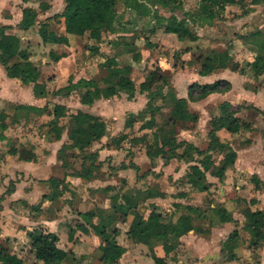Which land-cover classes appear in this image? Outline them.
<instances>
[{"label":"crops","instance_id":"1","mask_svg":"<svg viewBox=\"0 0 264 264\" xmlns=\"http://www.w3.org/2000/svg\"><path fill=\"white\" fill-rule=\"evenodd\" d=\"M140 1L150 9L149 15L152 14V9L160 8L151 0ZM195 1L197 4L194 9L197 8L199 0ZM262 2L263 0H258L257 3H251V0H235L224 5L218 17L213 18L210 23L203 21L194 23L193 27L189 25L196 36L193 41H179L174 34L163 31L162 23L169 18L170 13L165 18L152 19V25L144 39L133 35L126 28V24H117V32L103 30L98 42L88 38L86 32L81 36L66 34L62 19L59 18L57 34L66 37L67 43L64 45L42 43L37 34V22L57 13H48L49 1L48 8L40 11L38 2L32 0H0V26L6 28V33L14 34L20 39L21 46L29 53L27 62L37 73L35 80L44 88L43 94L39 95L41 92L33 90L32 82L23 84L17 78H8L0 64V241L6 240L9 251L25 264H43L40 260L32 259L26 236V232L40 229L56 237L54 246L57 249L70 253L68 260L63 259L58 264H102L105 261L102 256L107 248L84 224L78 213H89L92 222L97 223L103 212L110 209L111 197L117 195L116 201L120 203L121 195L130 193L134 198L131 205L143 219L154 209L164 219L174 221L184 212L181 208L184 205L201 210H205V205L210 208L219 206L231 214L230 222L219 223L212 220L213 224L208 227L207 233L199 234L191 230L179 236L178 244L166 256L161 244L155 243L152 247L153 253L164 258L166 264H264V237L255 250L257 257L253 260L250 257L253 250L247 247L249 237L245 236V241L242 242L237 241L236 236H239V228L244 221L240 211L247 207L250 210H261L264 207V161L259 164L252 161L254 142L242 147H236L233 143L240 136L249 139L253 128L250 122L243 120L249 124V129H240L236 133H228L224 129L216 132L220 141L227 142L234 151L235 158L232 165L224 171L222 179L218 180L205 173V179L211 185L202 192L194 190L186 183L184 175L190 163L176 159L163 163L159 156L147 157L144 149L145 142L150 143L154 136L157 125L155 115L163 116L169 109L168 103L175 99L184 98L187 109L198 116L195 122L184 123L186 128L178 129L176 137L199 149L206 147L209 120L218 115L222 102H228L232 109V105L239 100H234L237 94L240 100L256 106L251 99L258 98L261 91L259 87L251 85L255 77L248 66L245 67V63H250L255 56L251 41L264 36ZM56 6L61 7V11L63 1L57 0ZM23 8L36 11V23L26 30L20 29L18 25ZM126 9L131 11V15L139 17L133 10ZM194 9L184 11L181 6L184 13ZM175 11L174 15L180 18ZM32 31L34 33L29 35ZM104 31L108 32L107 37L102 36ZM162 34L172 36L174 44L179 46L185 43L186 48L177 51V45L167 48V54L153 53L154 45H165L160 38ZM25 35H29L31 41ZM145 42H149L152 47L145 46ZM32 44L39 49H45L46 46L48 50L61 46L65 55L53 61L49 59L48 51L41 58L42 66H39L37 62L34 63L36 55H33L34 50H30ZM226 48L232 58L233 69L217 68L204 75L198 73L201 59L209 50L223 51ZM118 58L122 61H118ZM106 59H112L116 67L125 71L110 80L131 82L133 93L128 97L126 92L119 91L115 95L99 96L90 103H85L82 94L86 89H92V85L98 88L106 86L107 71L102 66ZM47 62L50 64H46ZM176 62H184L188 66L197 62L198 68L191 73L193 77H190L178 72L180 68L176 66ZM145 64L147 71H144ZM42 67H47V71L54 77H44L42 82ZM149 71L154 72L155 78L159 73L168 76L165 81L157 80L167 105L155 113L154 124L150 127L145 125L149 115L139 114L144 110L147 101V92L140 91L139 84L145 80ZM178 74H182L181 77ZM79 79L92 81V85L65 89L69 82L73 84ZM218 80L227 81L229 90L213 92L199 100L187 99V89L192 83L210 84ZM57 82L61 84L56 85ZM149 87L153 90L154 83ZM51 89L64 93L58 95L59 101L48 107L46 102L50 100ZM122 98L124 104L120 105L118 102ZM54 105L62 108V113L57 118L52 115ZM28 107L37 109L34 111ZM212 108L215 111L212 116H208V111ZM253 108L263 111L259 107ZM78 111L96 117L103 125L100 137L93 140L82 152L74 147V116ZM257 114L263 118L260 113ZM28 118L37 119L39 123L45 120L46 131L38 134L34 129L29 130L25 126ZM63 119L65 121L61 122ZM119 137H122L121 140H118ZM201 141L202 147L199 145ZM259 141L264 144V139ZM10 148L16 151L11 153ZM20 149L29 152L30 158H19ZM89 152H96L98 166L96 164V168H93L90 178L79 177L82 158ZM220 158L219 155L215 163ZM129 162L137 166L138 171L130 168ZM121 163L127 166L119 168ZM251 177L256 178V182L251 181ZM49 178L56 179V189H52ZM10 181V191L5 192ZM255 183L259 185L256 188L257 195L243 186ZM207 191L210 197H205ZM52 194V197L58 194L54 200H51ZM62 199L65 203L57 204ZM202 203L203 206L200 207ZM215 203L217 205L214 206ZM206 210V219L201 220L202 229L207 227L210 216L209 209ZM115 214L116 217L108 227L115 229L116 233L111 236L115 244L123 247L124 251L112 264H153L148 247L128 233L132 215L121 216L119 212ZM16 246L25 252L27 250L28 260L22 258L21 251H17Z\"/></svg>","mask_w":264,"mask_h":264},{"label":"trees","instance_id":"2","mask_svg":"<svg viewBox=\"0 0 264 264\" xmlns=\"http://www.w3.org/2000/svg\"><path fill=\"white\" fill-rule=\"evenodd\" d=\"M32 1L38 2V9L40 11H44L48 8V4L44 0ZM62 1L63 7L60 13L54 14L51 18H46L44 21L37 22V34L42 43L64 45L67 43V39L64 35L57 34L55 30L50 28L48 21L51 19L57 20L61 18L63 30L66 34L81 36L86 32L88 38L98 42L103 30H108L110 33L117 32L118 29L115 25L118 24L120 18L116 10L118 3H121L125 8L133 10L138 16H147L150 13V9L140 0ZM234 1L235 0H199L196 9L191 12H185L184 16L177 18L174 15V11L181 8V0H151L153 4L166 9L170 13L169 18L162 23V29L164 32L174 34L179 41L195 40V33L191 29L194 23H203V21L210 23L213 18L218 17L224 5L233 3ZM257 2L258 0H251V3ZM36 21V11L34 9H21V19L18 23L20 29L26 30L33 26ZM5 30V27L0 26V64L4 68L5 75L8 78H17L23 84L32 82L33 90L35 91L39 83L35 80L37 73L35 70L33 71L31 64L27 62L29 53L21 46L20 39L16 35L6 33ZM145 46L148 48L152 47L149 42H145ZM251 46L255 52V56L250 63H245V67L248 66L253 77L257 78L261 76L264 78V36L253 39L251 41ZM64 55V53L57 55L52 53V51L48 53L50 60L53 61L58 60ZM102 66L105 67L107 71L108 79L105 80L106 86L98 88L92 85V81L79 79L73 84L69 82L67 86H65V89H70L72 86L86 85L89 87L92 85V89H86L82 94L85 103H90L99 96L106 97L115 95L119 91H124L127 93L128 97H131L133 93V85L131 82H112L110 80L113 77L124 74L125 71L116 67L112 59H106L102 63ZM226 67L233 69L232 58L228 54L227 48L223 51L209 50L201 59L198 73L204 75L214 69ZM243 68L244 67H241V69ZM157 80L165 81V76L159 73L157 78H155L154 72L149 71L145 80L139 84V90L147 92V101L144 110L139 114L141 116L145 113L149 115V119L145 122V125L148 127L154 124L153 118L155 113H158L160 108L166 107L167 105L165 102L166 97L162 94L161 85H159ZM151 83H154L153 90H150L149 87ZM227 90H229V84L224 80L201 85L192 83L187 89V99L190 101L199 100L210 93H222ZM157 101H160V103H156ZM168 105L169 109L163 114L162 121H160L158 125H155L156 129L151 142H145V154L150 158L159 156L163 163H167L170 159L190 163L184 175L186 183L196 191H205L209 186L205 181V173L220 180L223 178L226 168L232 165L235 158L234 151L227 142L220 141L216 132L220 129H224L228 133H236L240 129H249V124L235 116L234 110H231V106L228 102H222L219 105L218 115L211 117L209 120V126L206 132V147L204 149H199L193 144L176 137L178 129L186 128L184 123H193L197 120V114L187 109L186 100L184 98L175 99L172 103H168ZM28 108L34 111L37 109L35 107ZM61 110L62 108L60 106L54 105L52 111L53 118H57L62 113ZM254 110L263 116L262 121L264 123V111H259L255 108ZM74 124V147L81 152L102 134L103 125L99 122V119L86 113L78 111L74 116ZM0 138H2L1 132ZM121 138L122 137H119L118 140H121ZM215 150L219 153L218 155L221 156L216 163L212 156V152ZM9 151L14 153L16 150L10 148ZM30 156L31 154L24 149L19 150V158L25 160L30 158ZM96 157V152H89L83 156L81 173L78 175L79 177L90 178L92 176L91 172L93 168H96V164L98 166ZM126 166L127 165L121 163L119 168H124ZM128 166L135 171L139 169L130 162ZM48 180L53 185L52 189H56V179L49 178ZM251 181L256 182V178L251 177ZM254 185L256 188L259 186L256 183ZM11 186L12 182L10 181L5 192H9ZM52 196L53 194L51 197ZM56 196L52 197L51 200H54ZM121 198L122 201L118 203L116 201L117 195L111 197L110 209L103 212V215L97 223L92 222L89 213H78L84 224L106 246L107 250L102 258L107 264L115 263L124 251L123 247L115 244L111 236V234L116 233L115 229L108 227L116 217V212H119L121 216H126L128 214L132 215L128 233L135 236L138 242L148 247L153 264H166L164 258L157 257L153 253L152 247L155 243L159 242L161 244L166 256V254L173 250L178 244V237L188 231L192 230L196 233L204 234L208 232V227L213 224L212 220L219 223L232 221L229 212L219 206L214 208L211 207L209 208L210 216L208 217L207 227L202 229L201 220L206 219L205 210L190 205L182 206L181 208L184 212L174 221L164 219L160 214L154 211V209H151L146 219H143L142 216L133 209L134 207H132L131 201H133L134 198L130 193L121 195ZM215 210H217L218 213H216ZM242 216L244 219L243 228L249 235L247 247L255 251L259 246V242L264 237V209L250 210L247 207L242 210ZM26 236L29 239L30 248L33 249L35 260H40L43 264H58L63 259L68 260L70 253L59 250L54 246L56 237L53 234L44 233L40 229H33L32 231L26 232ZM0 264L25 263L22 259L9 251L6 240H3L0 241Z\"/></svg>","mask_w":264,"mask_h":264},{"label":"rangeland","instance_id":"3","mask_svg":"<svg viewBox=\"0 0 264 264\" xmlns=\"http://www.w3.org/2000/svg\"><path fill=\"white\" fill-rule=\"evenodd\" d=\"M45 2H50V9H49V11H48V13H55V12H57L58 13V11H60V9H61V7L60 8H57V0H44ZM181 6H182V9L184 10V11H188V10H191V9H194L195 7H196V4H197V2L195 1V0H181ZM261 5H263L264 6V0H263V2H262V4ZM116 10H117V15H119L120 16V18H119V22H118V25L119 26H123V24H126V28L128 29L129 28V31L130 32H132L133 33V35H135V36H137L138 35V37H140V38H142V39H144V37H145V35L147 34V32H148V28L152 25V23H151V20L152 19H157V18H165V17H167L168 15H169V12L166 10V9H164V8H162V7H160V8H156V9H152L153 11H152V14L151 15H149V16H146V17H141L140 18V16L137 18L136 16H134L133 14L131 15V11H129V10H127L125 7H123L122 6V4L121 3H118L117 4V6H116ZM230 12V11H229ZM175 14L178 16V17H182V16H184V12L181 10V8L180 9H177L176 11H175ZM231 14V13H230ZM50 17H52V16H50ZM231 18V17H230ZM39 19H41V18H39ZM50 28H52L53 30H55L56 32H59V22L57 21V20H50ZM32 33H34V31H32V32H30L29 33V35L30 34H32ZM107 34H108V32L107 31H104L103 33H102V36H104V37H107ZM29 35H25V37H26V39H28L29 38V40L31 41V38H30V36ZM161 40L162 41H164L165 42V45L164 46H158L157 44L156 45H154V49H153V53H168V50H167V48H172V47H175V46H177L178 44H174V42H175V40H174V38L172 37V36H165L164 34H162L161 35ZM141 39V40H142ZM142 42H143V40H142ZM34 44V43H33ZM33 44H32V46H31V51H33L34 50V52H33V55H36V57H35V62L34 63H38L39 64V66H42L41 65V61H42V59L41 58H43V57H45V55H46V53H48V51H52V53H55V54H61V53H63V48L61 47V46H58L57 48H55L54 50H48L47 49V47L45 46V49H42V48H35L34 46H33ZM174 44V45H173ZM184 44L185 43H183V44H180L181 46H179V48H178V50L177 51H180V50H184V48H186V46L184 47ZM23 45H24V43H23ZM186 45V44H185ZM156 46V47H155ZM163 47H166V49L165 48H163ZM39 56H41L40 58H39ZM50 59V58H49ZM118 61H122L121 60V58H118ZM34 63H32L33 65H34ZM177 63V65L176 66H179V71L178 72H181L182 74H184V75H189L190 77H193L192 76V74L191 73H193V72H195L196 71V69L198 68V63L197 62H193L192 63V65H190V66H188V65H185L184 64V62L182 63H179V62H176ZM243 63V62H242ZM241 63V64H242ZM46 64H50L49 62H47ZM163 65V64H162ZM142 67V66H141ZM144 71H147V68H145V67H147V64H145L144 66ZM190 67V68H189ZM43 69H42V71L44 72V74H43V72H42V74H41V77H40V80L43 82V79H44V77L45 78H50V75H51V78H53L54 76L51 74V72H48L47 71V67H42ZM182 74H178V75H180V77H181V75ZM44 75V76H43ZM165 77H168L167 76V74H163ZM70 76V75H69ZM72 76V75H71ZM70 76V78H73V77H71ZM170 83H171V78H170ZM58 84H61V82H57L56 83V85H58ZM55 85V86H56ZM251 85H253L254 87H259L258 89L261 91L260 92V94H259V96H258V98H256V99H251L252 101H254V104L256 105V106H253L252 104H250V105H248L249 103H246L244 100H240V98L238 97V95L237 94H235V98H234V100H238V102L236 103H234L233 105H232V109L231 110H234V114L237 116V117H239L240 119H242V120H245V121H247V122H250L251 123V125H252V132L249 134V139H246V138H244L243 136H240V138H236L234 141H233V143H234V146H236V147H238V146H240V147H242V146H244V145H247L248 143H250V142H254V148H253V150H254V154H253V162L256 164V163H261L262 161H264V144L263 143H261L259 140H261V139H264V124H263V122H262V117L259 115V114H257V112H255V111H253L254 110V108L253 107H259V108H261V109H263V111H264V78H262V77H257V78H255V80L251 83ZM43 87H42V85L41 84H38V88L36 89V92H41L39 95H41V94H43V89H42ZM60 93H64L63 91L62 92H57L56 90H54V89H51V92L49 93V95H50V100H49V102H46V104H47V106L48 107H52L51 105L53 104V102H56V101H59V97H58V95H62V94H60ZM243 98V97H242ZM75 99V98H74ZM120 105H123L124 104V101H123V98L122 99H120L119 100V102H118ZM5 105V104H4ZM51 109V108H50ZM122 109H124V108H122ZM215 110L212 108V110H209L208 111V116H212L213 115V112H214ZM216 111H218V110H216ZM162 117L163 116H158V115H155V118L157 119V125L160 123V121H162L161 119H162ZM24 120V119H23ZM27 122H26V124L27 125H25V126H27V128L29 129V130H32V129H34V131L35 132H37L38 134L40 133H43L44 131H46V129H47V125L45 124L46 122H45V120H42V122H40L39 123V120H37V119H34V118H28L27 120H26ZM65 121V119H63V120H61V122H64ZM154 132H155V130H154ZM243 133V132H242ZM245 140H247V141H245ZM202 144H203V141H201L200 143H199V145L202 147ZM258 145V146H257ZM219 153L218 152H216V150L215 151H213L212 152V156H213V159L214 160H216V159H218L219 158V155H218ZM244 158L242 157V160H243ZM146 167V166H145ZM206 175V174H205ZM252 175H254V174H252ZM245 177L247 176V173L244 175ZM255 176V175H254ZM183 178V177H182ZM205 181H206V179H205ZM207 182V181H206ZM208 183V182H207ZM208 185H211V184H209L208 183ZM243 186H245L246 188H248L247 190L249 191V192H252L253 194H255V195H257L258 193H257V191H256V187H255V185H253V184H249L248 186H246V185H244L243 184ZM209 187V186H208ZM195 190V189H194ZM208 190V189H207ZM189 191H191V189H189ZM208 192V194H207V196H205V197H210V194H209V191H207ZM257 193V194H256ZM263 194H264V192H262ZM214 194V193H213ZM255 197V196H254ZM207 198H205V200H206ZM212 200H213V198H211ZM210 199V200H211ZM211 200V201H212ZM60 202H57V204H61V203H65L64 202V200L62 199V200H59ZM62 201V202H61ZM59 204V205H60ZM215 205H217V203H215L214 204V206ZM201 206H203V203L200 205V207ZM61 207V206H60ZM204 208H205V211L207 212V208L209 209L210 207H209V205H205L204 206ZM201 209V208H200ZM216 209V208H215ZM263 209H264V207H263ZM208 212L210 213V211L208 210ZM215 212L216 213H218V211L217 210H215ZM241 212V215H242V211H240ZM234 233H236V230H235V232ZM230 236H233V234H230ZM237 236V241H242V242H244L245 241V239H243L245 236H248L249 237V235H248V232L243 228V224H242V227H240L239 228V236L238 235H236ZM27 239H28V237H27ZM28 243L30 244V242H29V239H28ZM223 245L225 246V244L223 243ZM223 246V247H224ZM17 248H16V250L17 251H21V256H22V258H24L25 260H28L29 258H28V255H27V250H26V252L24 251V250H20L19 248H18V246H16ZM30 252H31V255H32V259H34V256H33V250L31 249L30 250ZM250 257L253 259V260H255L256 259V257H257V254H256V252L255 251H253L252 252V254L250 255ZM103 259V258H102ZM101 258H100V261L102 260ZM95 262V261H94ZM102 264H107V262H102Z\"/></svg>","mask_w":264,"mask_h":264}]
</instances>
